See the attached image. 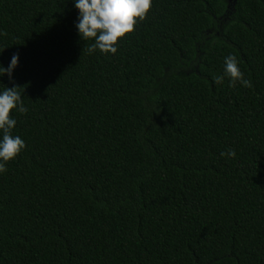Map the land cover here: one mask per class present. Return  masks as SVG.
I'll return each mask as SVG.
<instances>
[{
  "label": "trees",
  "instance_id": "16d2710c",
  "mask_svg": "<svg viewBox=\"0 0 264 264\" xmlns=\"http://www.w3.org/2000/svg\"><path fill=\"white\" fill-rule=\"evenodd\" d=\"M78 17L0 0V93L28 109L0 264H264V0H152L115 55ZM229 55L251 88L214 82Z\"/></svg>",
  "mask_w": 264,
  "mask_h": 264
},
{
  "label": "clouds",
  "instance_id": "9594fccd",
  "mask_svg": "<svg viewBox=\"0 0 264 264\" xmlns=\"http://www.w3.org/2000/svg\"><path fill=\"white\" fill-rule=\"evenodd\" d=\"M75 7L79 10L76 27L83 40H94L88 48L89 53L99 49L105 55H115L120 41L136 30L138 23L147 19L152 8V0H75ZM19 54L14 53L7 68L0 67V76L7 75L12 79L14 69L18 66ZM225 77L229 79V86L235 88L237 83L251 88L252 82L244 78L238 67L237 58L229 55L225 58L224 75L214 77V82L220 85ZM19 86L7 87L0 93V173L7 171L6 164L15 159L26 147L25 141L19 136H13L12 130L17 121L11 116L15 109L26 114ZM221 156L235 158L233 149L222 152Z\"/></svg>",
  "mask_w": 264,
  "mask_h": 264
}]
</instances>
